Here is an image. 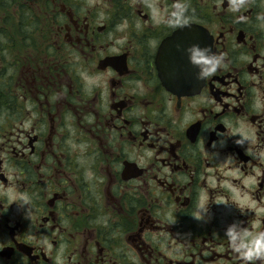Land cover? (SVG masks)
Listing matches in <instances>:
<instances>
[{
    "label": "flooded vegetation",
    "instance_id": "1",
    "mask_svg": "<svg viewBox=\"0 0 264 264\" xmlns=\"http://www.w3.org/2000/svg\"><path fill=\"white\" fill-rule=\"evenodd\" d=\"M186 2L171 28L173 0H0V264H241L225 228L264 230V0ZM192 44L226 67L197 81Z\"/></svg>",
    "mask_w": 264,
    "mask_h": 264
},
{
    "label": "clouds",
    "instance_id": "2",
    "mask_svg": "<svg viewBox=\"0 0 264 264\" xmlns=\"http://www.w3.org/2000/svg\"><path fill=\"white\" fill-rule=\"evenodd\" d=\"M245 0H231L230 8L233 12H238L243 6ZM159 10L158 5H153ZM189 5L186 0H173L169 10L163 13V18L159 21L165 23L171 28L190 27L193 20L189 15ZM159 15V11L157 13ZM188 62L197 69L195 79L204 81L214 76L218 70L225 65V56L222 53L214 52L211 47H201L198 44H192L184 49ZM209 129H205L208 132ZM246 136L237 140L238 145H243ZM27 201H25V205ZM196 220H205L208 216V208L203 205L197 210ZM224 237L227 239L231 251L236 254L241 264H264V230L251 231L243 226L242 223L234 221L224 230Z\"/></svg>",
    "mask_w": 264,
    "mask_h": 264
}]
</instances>
